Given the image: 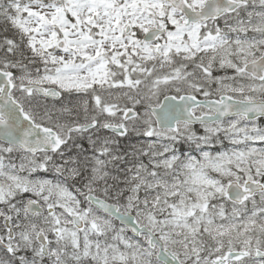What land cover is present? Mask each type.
Returning a JSON list of instances; mask_svg holds the SVG:
<instances>
[{
    "label": "snow or ice",
    "instance_id": "obj_1",
    "mask_svg": "<svg viewBox=\"0 0 264 264\" xmlns=\"http://www.w3.org/2000/svg\"><path fill=\"white\" fill-rule=\"evenodd\" d=\"M0 264H264V0H0Z\"/></svg>",
    "mask_w": 264,
    "mask_h": 264
}]
</instances>
